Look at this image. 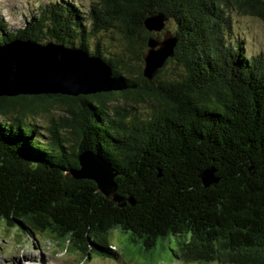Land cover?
I'll use <instances>...</instances> for the list:
<instances>
[{
    "label": "trees",
    "instance_id": "trees-1",
    "mask_svg": "<svg viewBox=\"0 0 264 264\" xmlns=\"http://www.w3.org/2000/svg\"><path fill=\"white\" fill-rule=\"evenodd\" d=\"M232 12L264 23V0H90L86 11L53 0L14 32L0 20V46L79 48L127 85L0 97V224L81 261L118 259L110 234L119 230L143 252L173 240L186 264H264V53L231 40ZM159 13L177 44L148 81L142 55L157 34L143 21ZM52 110L63 114L41 125ZM86 150L115 168L123 207L67 175ZM207 169L218 179L210 187Z\"/></svg>",
    "mask_w": 264,
    "mask_h": 264
},
{
    "label": "water",
    "instance_id": "water-1",
    "mask_svg": "<svg viewBox=\"0 0 264 264\" xmlns=\"http://www.w3.org/2000/svg\"><path fill=\"white\" fill-rule=\"evenodd\" d=\"M166 21L161 13L143 21L148 32L157 34L147 40L142 55V75L148 81L174 56L177 36L165 28ZM126 88L124 79L115 76L102 59L79 48L21 40L0 46V97L47 94L77 97ZM77 160L78 168L68 171L69 177L91 180L104 197L119 207L125 205V200L115 194L118 173L105 158L86 150L77 155ZM200 178L204 187L218 181L214 169L205 170Z\"/></svg>",
    "mask_w": 264,
    "mask_h": 264
},
{
    "label": "rangeland",
    "instance_id": "rangeland-1",
    "mask_svg": "<svg viewBox=\"0 0 264 264\" xmlns=\"http://www.w3.org/2000/svg\"><path fill=\"white\" fill-rule=\"evenodd\" d=\"M52 1L0 0V20L6 26L4 32H14L21 28L39 5H46ZM70 1L79 4L82 11H86L90 3V0ZM230 17L231 40L242 41L249 55L264 53V23L236 12H232ZM165 27L173 32L172 23L168 22ZM62 114L59 110H52L49 115L42 116L39 123L47 126L51 117L57 121ZM161 243L157 249L143 252L138 245L130 243L127 233L113 230L110 234V244L117 252L118 259L92 256L81 261L80 254L65 251L64 247L55 240L46 238L45 235H24L0 224V264H186L173 257L171 249L177 248L173 240L171 242L164 240Z\"/></svg>",
    "mask_w": 264,
    "mask_h": 264
}]
</instances>
